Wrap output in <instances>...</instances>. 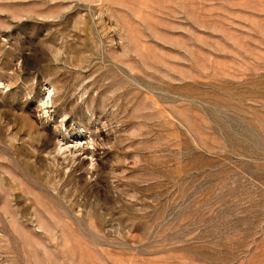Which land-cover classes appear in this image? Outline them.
<instances>
[{"label": "rangeland", "instance_id": "obj_1", "mask_svg": "<svg viewBox=\"0 0 264 264\" xmlns=\"http://www.w3.org/2000/svg\"><path fill=\"white\" fill-rule=\"evenodd\" d=\"M0 264H264V0H0Z\"/></svg>", "mask_w": 264, "mask_h": 264}]
</instances>
